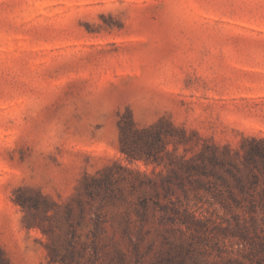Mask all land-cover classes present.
I'll return each mask as SVG.
<instances>
[{
	"label": "rangeland",
	"instance_id": "1",
	"mask_svg": "<svg viewBox=\"0 0 264 264\" xmlns=\"http://www.w3.org/2000/svg\"><path fill=\"white\" fill-rule=\"evenodd\" d=\"M129 119L147 163L120 150ZM253 138L264 140V0H0L10 264H64L54 252L67 264H264ZM209 147L231 164L189 180L183 162Z\"/></svg>",
	"mask_w": 264,
	"mask_h": 264
},
{
	"label": "trees",
	"instance_id": "2",
	"mask_svg": "<svg viewBox=\"0 0 264 264\" xmlns=\"http://www.w3.org/2000/svg\"><path fill=\"white\" fill-rule=\"evenodd\" d=\"M119 129H120V150L122 153L126 155V157L130 160H144L146 163L148 162V157H143L139 153L135 152L136 147H132L134 145H137L139 143H144V145L148 146V140L147 138H142L140 136H133L136 135L137 130L134 128L133 121L129 119L125 123H119ZM134 133V134H133ZM133 134V135H132ZM251 141H253L254 146L249 147L246 150V165L247 163L255 164L257 160L264 163V148H260L257 146V144H263L264 140L261 139H255L253 138ZM199 162H195L194 160H185L183 163L185 165L184 172L186 174V177L190 180L194 176L204 177L208 178L209 176H214L215 178H218L216 174V168H224L227 170V166L231 164L229 160V150L224 149L222 152V155L218 154V150L216 147H209L208 151H202L198 154ZM263 173H264V164H263ZM254 176V175H252ZM235 180L240 182L239 176H235ZM201 181H197L199 183ZM241 187V185H240ZM242 188V187H241ZM242 195L247 196L246 199L251 202L254 200V197L252 194L243 193ZM258 197L262 202H264V193L259 194ZM251 213H253L252 209H249ZM261 213L264 215V211L262 210ZM264 219V216H263ZM72 236V235H71ZM133 252L136 257H138V251L134 244H132ZM264 250V247L262 251ZM54 252V251H53ZM71 252V249H70ZM69 254V253H68ZM67 254V255H68ZM56 254L52 255V262H61L64 264L66 263V255H63L57 259V257H54ZM180 255V254H179ZM184 257L180 255V257H172L168 256V258L165 259V264H183L184 263ZM0 264H10L4 253L0 249ZM198 264V263H194Z\"/></svg>",
	"mask_w": 264,
	"mask_h": 264
}]
</instances>
